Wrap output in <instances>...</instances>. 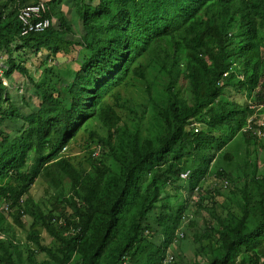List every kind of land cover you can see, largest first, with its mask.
<instances>
[{
	"label": "trees",
	"instance_id": "obj_1",
	"mask_svg": "<svg viewBox=\"0 0 264 264\" xmlns=\"http://www.w3.org/2000/svg\"><path fill=\"white\" fill-rule=\"evenodd\" d=\"M38 1L0 0V264L177 263L199 214L187 264H264V0H43L21 35Z\"/></svg>",
	"mask_w": 264,
	"mask_h": 264
},
{
	"label": "rangeland",
	"instance_id": "obj_2",
	"mask_svg": "<svg viewBox=\"0 0 264 264\" xmlns=\"http://www.w3.org/2000/svg\"><path fill=\"white\" fill-rule=\"evenodd\" d=\"M69 4H71V3L69 2ZM63 5H65L64 4V0H62V3L60 4V8L62 7L64 12H65V14H66L67 7L63 6ZM67 6H71V5H67ZM72 11H73V9L71 7L70 8V12L68 14V19L71 20V21H75V23L78 22L77 25H79V29H80V23L77 20L76 15ZM63 58H64V56L59 55V59H63ZM41 60L42 59H34L32 64L31 63H26V65L29 67L31 73L35 77H37L40 74V70L42 69V67L38 66ZM63 60H65V59H63ZM231 97L233 99H235V100L240 101V103H242L244 101V99H245L244 96H242L241 94L236 93V92H232L231 93ZM263 117L264 116H262L261 123L264 124ZM236 139L238 141L237 146H240L242 148L241 150H244L243 143H242V138L237 136ZM83 143H84V139L82 138V136L80 134V135H78L76 141H74V142H72V143H70L68 145V149H69L68 153L82 154L83 153V150H82ZM251 150H252V147H251ZM256 156H257V159H258V163L260 164V167H261L264 164V150L262 148L260 149L259 147L257 149H255V150H253L251 152V157L255 158ZM208 182H210V180H208ZM30 189H31V191H30L31 194L36 199L40 200V199L43 198V183H42V181L40 179H37ZM185 194H187V192H185ZM196 197L197 196H194L192 198L195 199ZM193 209H195L194 206L189 209L191 211V213H192ZM195 220L197 221L195 223L196 225L189 224V221L185 220V222H184V224L182 226V230H184V232L186 233L187 237H184L182 242H178V243H176L177 245L173 246V247L176 248L175 252L178 255L177 263H173V264H187V263H190L192 261V259L194 257L193 255H194V248H195V245H194V243L192 241V236H193L194 232L200 230L203 218L199 214L198 216H195ZM25 222H26V224H28L29 220L25 218ZM39 228H40V226H39ZM40 231L42 233L44 241L48 242L49 241V237L46 235V233L43 231L42 228H40ZM18 237H19L20 242H24L26 234L22 230L21 231L18 230Z\"/></svg>",
	"mask_w": 264,
	"mask_h": 264
},
{
	"label": "built area",
	"instance_id": "obj_3",
	"mask_svg": "<svg viewBox=\"0 0 264 264\" xmlns=\"http://www.w3.org/2000/svg\"><path fill=\"white\" fill-rule=\"evenodd\" d=\"M48 6L45 1L40 0L36 3L22 5L18 8V21L20 23V34L27 35L31 32L38 33L43 32L51 25V18L48 15ZM3 16L0 8V18ZM3 56L0 53V77L3 76ZM258 135L264 137V131L258 130ZM187 172L183 173L182 176L186 177ZM186 218L183 216V222ZM184 224V223H183ZM177 236L183 237L184 231L182 228L177 232ZM173 260V256L167 254L164 262H170Z\"/></svg>",
	"mask_w": 264,
	"mask_h": 264
},
{
	"label": "clouds",
	"instance_id": "obj_4",
	"mask_svg": "<svg viewBox=\"0 0 264 264\" xmlns=\"http://www.w3.org/2000/svg\"><path fill=\"white\" fill-rule=\"evenodd\" d=\"M185 233V232H184Z\"/></svg>",
	"mask_w": 264,
	"mask_h": 264
}]
</instances>
